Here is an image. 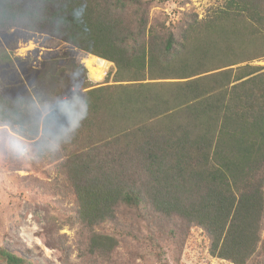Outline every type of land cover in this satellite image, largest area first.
Listing matches in <instances>:
<instances>
[{
	"label": "trees",
	"instance_id": "obj_1",
	"mask_svg": "<svg viewBox=\"0 0 264 264\" xmlns=\"http://www.w3.org/2000/svg\"><path fill=\"white\" fill-rule=\"evenodd\" d=\"M151 1L0 0V129L67 183V263L163 264L196 230L212 258L264 264V0L174 27L150 26ZM22 34L112 63L113 84L69 53L15 56Z\"/></svg>",
	"mask_w": 264,
	"mask_h": 264
},
{
	"label": "rangeland",
	"instance_id": "obj_2",
	"mask_svg": "<svg viewBox=\"0 0 264 264\" xmlns=\"http://www.w3.org/2000/svg\"><path fill=\"white\" fill-rule=\"evenodd\" d=\"M150 26L174 27L182 22L186 14H196L203 19L210 9L221 6L224 0H152ZM31 36L30 39H27ZM15 56H31L37 66L43 57L50 54L69 53L87 68L93 86L113 84L115 67L105 62L98 63L80 51L51 40L45 36L22 34ZM89 58V59H87ZM85 59H87L85 61ZM104 69L93 82L88 66ZM107 65V67L105 66ZM252 65L264 67V60ZM67 183L53 165L38 163L27 143L6 129H0V249H5L30 264H70L64 260L56 244L60 241L72 245L81 238L77 222H69L70 215L62 208H74V198L67 190ZM66 210V209H65ZM58 241V242H57ZM134 243L121 241L122 257L131 255ZM75 249V248H74ZM75 252L71 263H77ZM137 258L135 264H157L147 257ZM0 264H4L0 259ZM163 264H229L212 258L201 233L193 230L179 247L165 249Z\"/></svg>",
	"mask_w": 264,
	"mask_h": 264
},
{
	"label": "crops",
	"instance_id": "obj_3",
	"mask_svg": "<svg viewBox=\"0 0 264 264\" xmlns=\"http://www.w3.org/2000/svg\"><path fill=\"white\" fill-rule=\"evenodd\" d=\"M89 58H96V57H93V56H90ZM88 58V59H89ZM98 60H101V59H99V58H97ZM101 61H103V62H105L106 64H108L109 66L111 65L109 62H106V61H104V60H101ZM106 67H107V65H105Z\"/></svg>",
	"mask_w": 264,
	"mask_h": 264
},
{
	"label": "bare ground",
	"instance_id": "obj_4",
	"mask_svg": "<svg viewBox=\"0 0 264 264\" xmlns=\"http://www.w3.org/2000/svg\"><path fill=\"white\" fill-rule=\"evenodd\" d=\"M95 60H96V62H98V63H102L103 61H101V60H98L97 58H95Z\"/></svg>",
	"mask_w": 264,
	"mask_h": 264
}]
</instances>
